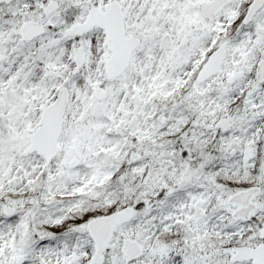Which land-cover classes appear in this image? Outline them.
I'll return each instance as SVG.
<instances>
[{
	"label": "snow or ice",
	"instance_id": "obj_1",
	"mask_svg": "<svg viewBox=\"0 0 264 264\" xmlns=\"http://www.w3.org/2000/svg\"><path fill=\"white\" fill-rule=\"evenodd\" d=\"M0 264H264V0H0Z\"/></svg>",
	"mask_w": 264,
	"mask_h": 264
}]
</instances>
